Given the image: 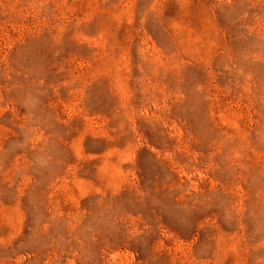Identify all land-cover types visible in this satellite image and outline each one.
Segmentation results:
<instances>
[{"label":"rangeland","instance_id":"374dc122","mask_svg":"<svg viewBox=\"0 0 264 264\" xmlns=\"http://www.w3.org/2000/svg\"><path fill=\"white\" fill-rule=\"evenodd\" d=\"M0 264H264V0H0Z\"/></svg>","mask_w":264,"mask_h":264}]
</instances>
